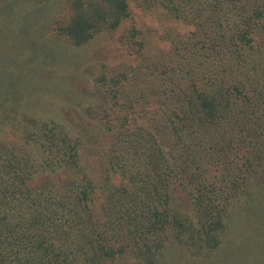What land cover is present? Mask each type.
Listing matches in <instances>:
<instances>
[{"label":"trees","instance_id":"16d2710c","mask_svg":"<svg viewBox=\"0 0 264 264\" xmlns=\"http://www.w3.org/2000/svg\"><path fill=\"white\" fill-rule=\"evenodd\" d=\"M132 1L65 0L57 32L86 44ZM136 1L195 28L141 65L131 90L123 74L97 79L111 133L103 179L56 122L27 118L22 146L0 139V264H156L171 245L201 255L222 245L235 200L264 186V0ZM124 105L115 124L109 110Z\"/></svg>","mask_w":264,"mask_h":264},{"label":"rangeland","instance_id":"374dc122","mask_svg":"<svg viewBox=\"0 0 264 264\" xmlns=\"http://www.w3.org/2000/svg\"><path fill=\"white\" fill-rule=\"evenodd\" d=\"M70 15L65 0H0V139L22 146L27 118L56 122L82 141L84 163L100 180L108 164L111 133L102 119L97 79L123 74L121 83L129 80L125 86L131 90L137 79L133 74L148 71H140L141 65L163 60L174 49L177 34L195 27L162 7L147 8L134 0L130 16L117 29L103 30L77 46L56 29ZM116 110H109L115 124L128 107ZM186 251L171 245L156 264H264V186L253 183L249 195L235 200L218 249L201 255ZM103 264L143 263L121 256Z\"/></svg>","mask_w":264,"mask_h":264}]
</instances>
